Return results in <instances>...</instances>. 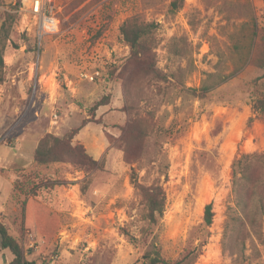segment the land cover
Listing matches in <instances>:
<instances>
[{
	"label": "rangeland",
	"instance_id": "obj_1",
	"mask_svg": "<svg viewBox=\"0 0 264 264\" xmlns=\"http://www.w3.org/2000/svg\"><path fill=\"white\" fill-rule=\"evenodd\" d=\"M19 4L0 0V27L12 24L0 32V221L26 257L145 264L159 251L161 264H264V198L248 218L236 191L237 159L264 167V116L251 101L264 91V0H73L41 41ZM133 17L154 24L158 74L130 60L121 25ZM78 127L73 144L91 160L35 162L46 135ZM32 186L49 215L37 230L23 225ZM150 186L166 197L157 224ZM210 202L213 224L191 262ZM13 259L0 245V264Z\"/></svg>",
	"mask_w": 264,
	"mask_h": 264
},
{
	"label": "trees",
	"instance_id": "obj_2",
	"mask_svg": "<svg viewBox=\"0 0 264 264\" xmlns=\"http://www.w3.org/2000/svg\"><path fill=\"white\" fill-rule=\"evenodd\" d=\"M11 27L12 24H7V20H5L1 24L0 32L4 28L9 30ZM153 27V23L140 22L136 17L126 20L121 25L122 35L131 48V62L140 67L146 74H158L159 72L157 63L151 56L149 48L147 47V43L151 42L153 39ZM3 48H5V46ZM0 57V63L4 66L3 58L2 56ZM192 91L195 97L203 98L207 94L208 87L203 86ZM251 101L253 112L258 116H264V91L255 94ZM103 104H105V102H101L98 105L100 106ZM252 120L253 118H250V121ZM80 129L81 127L75 128L63 137L53 134L46 135L40 141L34 153L35 162L38 164H48L70 159L73 162L83 163V161H87V159L91 160V158L87 157L83 146L73 144V138ZM254 156L256 158L258 155ZM246 157L248 158L251 156L246 155ZM93 161L94 163L103 164V161ZM236 163L242 174V181H240L236 189L238 203L244 207L245 215L249 218L250 214H252L253 205L258 194L261 195V199L264 198V190L258 191L256 188L257 183L263 181V179L259 177L258 170L264 169V167L252 161L248 162L242 159H237ZM144 190V199L148 208L147 217L152 224H157L164 215L166 197L157 186H150ZM36 191L37 189L34 190V186L29 188V193H26L27 197L23 205V225L30 230H37L39 227H43L44 221L47 219V216H49L47 213L48 210L35 201L34 196L36 197ZM262 207L264 209V206ZM214 216L213 202H210L205 206L203 221L200 223L199 227H197L202 233L195 239H200V241L198 244L191 247L189 253L185 256V258L190 257L191 262H195L199 254H201L202 248L204 244H206V238L209 235L208 228L213 224ZM244 220L243 218H239L241 225H243L242 223ZM0 245L4 249H9L14 256V259L8 264H36L35 260H29L26 257L25 248L8 232V228L2 221H0ZM144 259L145 264L165 263L159 251L145 253Z\"/></svg>",
	"mask_w": 264,
	"mask_h": 264
},
{
	"label": "built area",
	"instance_id": "obj_3",
	"mask_svg": "<svg viewBox=\"0 0 264 264\" xmlns=\"http://www.w3.org/2000/svg\"><path fill=\"white\" fill-rule=\"evenodd\" d=\"M73 0H20L22 14L33 20L36 39L41 41L46 35L56 33L61 26V14L67 3ZM87 77L89 76L86 74ZM91 78H93L91 76Z\"/></svg>",
	"mask_w": 264,
	"mask_h": 264
}]
</instances>
